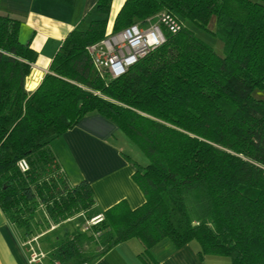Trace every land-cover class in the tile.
I'll list each match as a JSON object with an SVG mask.
<instances>
[{
	"label": "trees",
	"instance_id": "1",
	"mask_svg": "<svg viewBox=\"0 0 264 264\" xmlns=\"http://www.w3.org/2000/svg\"><path fill=\"white\" fill-rule=\"evenodd\" d=\"M111 1L96 0L101 17L68 32L33 90L25 83L37 53L20 42V20L0 14V210L22 242L59 228L32 264H93L131 238L144 264H159L150 249L165 238L197 242L201 261L264 264V99L253 95L264 91V0H125L108 30ZM163 11L178 32L164 31L116 78L93 65L90 46ZM213 19L223 56L185 25L209 30ZM93 113L147 158L126 156L138 207L100 210L89 183H70L59 162L52 141Z\"/></svg>",
	"mask_w": 264,
	"mask_h": 264
},
{
	"label": "crops",
	"instance_id": "2",
	"mask_svg": "<svg viewBox=\"0 0 264 264\" xmlns=\"http://www.w3.org/2000/svg\"><path fill=\"white\" fill-rule=\"evenodd\" d=\"M125 0H112L109 29ZM96 0H0V14L20 20L18 38L36 51L37 57L26 78L33 90L48 71L50 62L69 31L83 30L96 16ZM111 120L99 115L84 116L75 127L52 141L59 162L70 183H89L96 205L105 210L125 200L131 208L144 202L132 179L133 169L126 156L144 166L147 158ZM144 155V156H143ZM198 243L180 248L165 238L150 253L159 264H205L197 255ZM143 243L137 238L115 245L93 264H144L139 254ZM209 259V260H208ZM0 264H31L21 241V231L12 226L0 210Z\"/></svg>",
	"mask_w": 264,
	"mask_h": 264
},
{
	"label": "built area",
	"instance_id": "3",
	"mask_svg": "<svg viewBox=\"0 0 264 264\" xmlns=\"http://www.w3.org/2000/svg\"><path fill=\"white\" fill-rule=\"evenodd\" d=\"M181 23L170 13L160 12L154 20L134 23L116 33H110L98 44L89 47L93 65L104 70L111 78L122 75L125 70L149 51L158 47L164 41V31L176 33L181 29ZM21 169H26L24 160L19 162ZM101 216L91 218V223H97ZM36 237L23 241L22 245L28 254V260L39 263L45 253L34 244Z\"/></svg>",
	"mask_w": 264,
	"mask_h": 264
},
{
	"label": "rangeland",
	"instance_id": "4",
	"mask_svg": "<svg viewBox=\"0 0 264 264\" xmlns=\"http://www.w3.org/2000/svg\"><path fill=\"white\" fill-rule=\"evenodd\" d=\"M98 17H101V15L99 13H97L96 16H92L90 18H98ZM215 21L214 19L210 21L209 23V30H205V29H202L192 23H189V22H185V25L188 26L190 29H192V31L194 32V34L202 39L203 41H205L207 44H209L214 52L219 55V56H223L224 52H223V44L221 42V40L213 35L212 31L214 30L215 28ZM107 37V36H106ZM105 37V38H106ZM253 95L257 98H262L264 99V91H260L258 89H255L254 92H253ZM134 146V145H133ZM136 146V145H135ZM138 148V147H137ZM143 154V153H141ZM144 156V155H143ZM91 224V222L89 221L88 223H85V225L83 226H80L81 229H85L86 227H88L89 225ZM63 225L69 227L71 230L76 226L74 224V219H71L69 221H67L66 223H63ZM56 225H51V227L47 230L49 233H46L45 235H40V237L37 239V244H38V247L41 249V250H46V242H44L45 238L47 237L48 234H51L52 232L58 230L59 228L58 227H55ZM55 229H54V228ZM61 227V226H60ZM46 231V232H47ZM214 259H210L211 261H205L204 263L205 264H230L229 262V259L226 258V257H213ZM209 260V259H208Z\"/></svg>",
	"mask_w": 264,
	"mask_h": 264
}]
</instances>
